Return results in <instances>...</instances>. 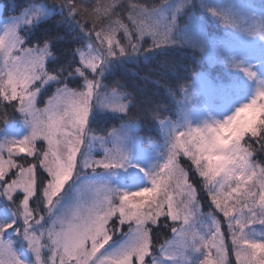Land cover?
Returning a JSON list of instances; mask_svg holds the SVG:
<instances>
[{
  "label": "snow or ice",
  "instance_id": "1",
  "mask_svg": "<svg viewBox=\"0 0 264 264\" xmlns=\"http://www.w3.org/2000/svg\"><path fill=\"white\" fill-rule=\"evenodd\" d=\"M203 12L225 28L264 40V14H238L208 0L152 6L133 0H31L0 24V106L7 102L30 130L22 138L0 140V203L6 205L0 215L7 217L0 220V264H233L230 256L235 264H264V163L253 155L264 154V81L231 114L192 128L186 119L166 117L167 105L127 90L121 80L109 88L102 79L105 65L116 58L177 46L203 53L205 45L195 35L174 38L181 18L193 34L202 31ZM53 21L54 29L46 27ZM145 37L151 39L148 46ZM60 41L77 46L57 54ZM64 52L69 57L61 63ZM217 55L249 79L257 77L234 56L229 62L221 51ZM125 64L121 60L111 76ZM76 76L83 83L71 87L69 77ZM52 87L38 108V96ZM180 92L184 99L177 103L188 112L189 89L182 86ZM94 109L105 112L93 116L98 124L111 114L120 127L93 135ZM8 118L5 111L0 121ZM145 123L164 133L163 160L147 169L130 159ZM181 154L202 178L199 188L180 165ZM132 166L144 174L146 186L121 189L101 176ZM198 192L210 199L207 213ZM167 228L173 236L161 242Z\"/></svg>",
  "mask_w": 264,
  "mask_h": 264
},
{
  "label": "trees",
  "instance_id": "2",
  "mask_svg": "<svg viewBox=\"0 0 264 264\" xmlns=\"http://www.w3.org/2000/svg\"><path fill=\"white\" fill-rule=\"evenodd\" d=\"M29 2H31V0H0V4L2 6L1 16L9 17L16 15ZM88 2L96 3L97 0H88ZM104 2H110V0H104ZM123 2L126 4L127 0H123ZM133 2L144 3L148 6H152L154 4H160L161 0H133ZM172 2H179V0H172ZM193 2L195 3L197 2V0H193ZM229 2L230 0H208V3L210 5L223 10L225 9L226 5H229ZM126 15L127 11L125 8L123 10L122 17L125 19V22H127ZM58 19L59 17H55V20ZM213 19L214 18H212L206 12L202 13V30L204 32L202 33V35L210 40L218 39L220 35H223V32L221 31V25L218 24L215 19L214 20L216 22H213ZM46 27L54 29L55 22H51L49 25H46ZM59 34H64L63 29L60 30ZM184 35L192 36L195 34H193L187 29L186 20L184 18H181L178 21V26L176 32L174 33V38L182 39ZM118 36L122 39L123 33H118ZM195 38L197 39L196 35ZM145 40H147L148 42L147 44H145V46H148V44L151 43L150 37H145ZM198 42L200 41L198 40ZM76 43V41H71L69 43H67L66 41L57 42V54H59V52L65 48H74L75 46H77ZM146 55L148 56L147 59H145ZM68 57L69 53L64 52L61 57V63L64 60L68 59ZM121 60L126 62L125 67L117 69L115 75L111 76L113 67L118 66ZM161 68H163V70H161ZM200 72L215 83L228 82L236 80L238 78L237 75L231 73V71L226 70L223 64L209 63L205 59L203 53L199 52L198 50H194L188 46H177L170 49L167 53L157 50L155 53L151 54L133 55L132 57L116 58L109 64H107L102 79L104 80V83L109 85V88L115 86L112 81L121 80L127 85V90L136 91L137 94L149 96L154 101L161 102L167 105L168 111L165 112V116L171 117L173 120H175L177 115V100L181 97L180 88L182 86L187 87L192 82L195 76L193 73ZM145 74H147L148 79H143ZM69 80L71 81V87H76L78 83H83L79 76L69 77ZM154 81H159V83H154ZM167 89H171L173 92H175L176 95L174 98L168 94ZM54 91L55 87H52L50 90L47 91L46 95L39 96L37 104L41 105L42 103H44L47 100V97L52 95ZM43 92L44 90H42V93ZM13 103L16 102L14 101ZM5 111L8 113L9 118L8 122L0 121V135L2 134L6 125H16L21 119V115L19 114V112H13L11 108L7 107V102H5L3 106H0V116H3ZM98 114L104 115L105 112L95 111L89 118V128L92 129L93 135H103L106 130H111L112 128H116L121 124L119 119H117L115 116H112L111 114H108L110 118L104 121L103 125L101 126L93 120V116H96ZM139 134L142 138L140 140V143L143 147L156 145L160 142L161 139L160 130L147 123L141 126V131L139 132ZM40 144L41 143H38L37 146ZM253 155L258 162L264 163V154L254 153ZM21 156H23V154H21ZM20 158L21 157H17V159ZM28 159L31 160V158ZM44 175L46 176L47 173H44ZM189 179L197 188H199V176H194L191 174L189 176ZM198 196L201 199V209L206 211L209 210L210 201L206 193L198 192ZM30 206H33L31 201ZM0 207H6V205L0 203ZM221 219L223 220V218ZM161 220H163V217L161 218ZM167 222L171 224L170 220ZM223 230L226 231L225 224H223ZM170 232L171 228L162 230L160 238L161 242L164 239L168 238ZM230 259H232L233 264H235L234 256H230Z\"/></svg>",
  "mask_w": 264,
  "mask_h": 264
},
{
  "label": "rangeland",
  "instance_id": "3",
  "mask_svg": "<svg viewBox=\"0 0 264 264\" xmlns=\"http://www.w3.org/2000/svg\"><path fill=\"white\" fill-rule=\"evenodd\" d=\"M1 8L2 6L0 4V24H3L12 16L2 17ZM224 10H230L238 14H254L256 16H260L261 14H264V0H230L229 5H226ZM213 22L216 21L213 19ZM221 31L223 32V35H220L218 39H207L202 35V33H204L203 30L195 33V35L197 40L203 42L205 45L206 51L203 52L205 59L209 63L223 64L226 70L231 71V73L237 75L238 78L228 82L215 83L201 72L194 76L192 82L187 86L189 89V100L187 102V106L190 110L188 112H184L177 103V115L175 119H178L180 122H183L186 119L191 124L192 128L203 124L205 121L223 119L227 115L231 114L235 107H238L243 102H247V100L251 98L259 83L264 81V40H261L258 37H252L248 33L239 29L225 28L221 26ZM217 50L224 53L225 58L229 62L234 56L242 66H251L252 70L257 73V77L249 79L241 68H232L226 65V63L217 55ZM106 67L107 65H105L104 71L106 70ZM183 99V93H181V97L177 101L183 102ZM46 103L47 100L41 105L37 104V107L43 108ZM95 111L103 112L104 110L94 109L93 112ZM119 127L120 125L116 128ZM29 131L30 130L24 123L21 115L19 123L16 125L10 124L5 126L2 134L0 135V140H3L5 137L12 136L22 138L28 134ZM181 131H186V129H181ZM160 132L161 139L156 145L143 147L139 140L131 146L132 151L130 159L132 165L138 164L141 168L147 169L153 164L163 160L162 153L164 151V133L162 131ZM38 143L42 144L43 142L41 141ZM40 145H38V147ZM93 151L96 155H98L97 158H100V156L103 155L101 150L98 148L93 149ZM178 159L180 165L188 170L189 176L191 174L199 176L198 173H192L194 165L191 164L188 157L181 154ZM87 171L91 173L90 169ZM101 176L102 178L109 180V182L117 184L121 189L135 190L139 186H146L148 184L146 178L140 179L144 176V174L135 166L128 167L126 170H116L115 175H112L109 172H101ZM199 178L201 182L202 178ZM190 182L192 183L191 180ZM90 195V193H85L84 199L86 202L89 200ZM201 211L207 213L209 210L206 211L201 209ZM218 215L223 218L222 213H219ZM4 219H7V217L0 215V220ZM224 224L226 225V222ZM195 226L199 227V224L196 223ZM254 227L257 231L261 228L258 222L254 225ZM122 231H127V225L123 226ZM118 236L119 232L113 236V239L118 238ZM172 236L173 234L170 232L168 238H171ZM105 247H107V245ZM28 258L30 259L31 257L29 256Z\"/></svg>",
  "mask_w": 264,
  "mask_h": 264
}]
</instances>
